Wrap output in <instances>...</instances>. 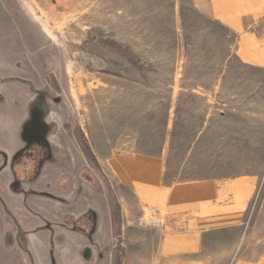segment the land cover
<instances>
[{
    "label": "rangeland",
    "instance_id": "rangeland-1",
    "mask_svg": "<svg viewBox=\"0 0 264 264\" xmlns=\"http://www.w3.org/2000/svg\"><path fill=\"white\" fill-rule=\"evenodd\" d=\"M0 3L19 26L24 81L46 76L62 105L56 114L68 119L69 147L83 152L95 209L104 223L112 212L113 235L87 242L84 264H116V253L120 264L139 263L122 229L128 193L106 165L113 154L136 153L163 158L168 182L217 179L229 190L252 182L239 226L214 238L221 251L209 254L212 264L264 257V63L247 59L239 35L199 0Z\"/></svg>",
    "mask_w": 264,
    "mask_h": 264
},
{
    "label": "crops",
    "instance_id": "crops-1",
    "mask_svg": "<svg viewBox=\"0 0 264 264\" xmlns=\"http://www.w3.org/2000/svg\"><path fill=\"white\" fill-rule=\"evenodd\" d=\"M199 1L207 17L241 37L250 62L264 63V0ZM4 8L0 3V264H84L85 244L97 247L102 235H113L112 212L108 207L104 223L95 209V189L81 176L83 152L69 147L68 119L56 114L62 105L52 101L46 76L24 81L19 26ZM106 165L128 193L122 229L139 252L137 264H212L209 253L221 251L213 239L239 226L254 192L252 182L235 181L230 190L217 179L168 182L163 158L143 153L113 154ZM148 205L160 210L159 225L141 224ZM236 264H264V257Z\"/></svg>",
    "mask_w": 264,
    "mask_h": 264
},
{
    "label": "built area",
    "instance_id": "built-area-1",
    "mask_svg": "<svg viewBox=\"0 0 264 264\" xmlns=\"http://www.w3.org/2000/svg\"><path fill=\"white\" fill-rule=\"evenodd\" d=\"M160 210L155 206H147L144 209L141 224L144 226L159 225L161 223Z\"/></svg>",
    "mask_w": 264,
    "mask_h": 264
},
{
    "label": "trees",
    "instance_id": "trees-1",
    "mask_svg": "<svg viewBox=\"0 0 264 264\" xmlns=\"http://www.w3.org/2000/svg\"><path fill=\"white\" fill-rule=\"evenodd\" d=\"M83 138V137H82ZM83 141V140H82ZM88 154L91 156V152L88 151ZM115 209H116V206L115 204L113 205V216H114V221L116 223V213H115ZM120 260H121V256L120 255H117V253L115 254V262L116 264H120Z\"/></svg>",
    "mask_w": 264,
    "mask_h": 264
}]
</instances>
